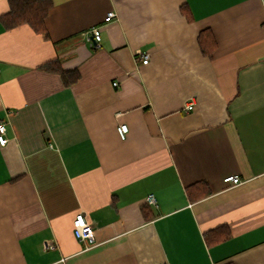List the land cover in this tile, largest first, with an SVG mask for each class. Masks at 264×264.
Instances as JSON below:
<instances>
[{"label":"crops","instance_id":"0c3cea01","mask_svg":"<svg viewBox=\"0 0 264 264\" xmlns=\"http://www.w3.org/2000/svg\"><path fill=\"white\" fill-rule=\"evenodd\" d=\"M51 3L45 37L0 0V264H264V0Z\"/></svg>","mask_w":264,"mask_h":264},{"label":"trees","instance_id":"16d2710c","mask_svg":"<svg viewBox=\"0 0 264 264\" xmlns=\"http://www.w3.org/2000/svg\"><path fill=\"white\" fill-rule=\"evenodd\" d=\"M8 4L9 11L1 17L5 27L11 28L22 23H27L36 32L43 33L45 37L47 36L45 18L52 5L51 0H8ZM198 45L204 55L212 57L215 41L209 30L200 32ZM49 67L59 73L66 84L77 79L78 75L76 71H64L58 62L50 63Z\"/></svg>","mask_w":264,"mask_h":264},{"label":"built area","instance_id":"2783aa9c","mask_svg":"<svg viewBox=\"0 0 264 264\" xmlns=\"http://www.w3.org/2000/svg\"><path fill=\"white\" fill-rule=\"evenodd\" d=\"M116 17V13L114 11H108L104 16V21L108 22ZM85 37L87 40L91 42V45L98 46L99 41L101 40V32L99 27H93L89 31L85 32ZM92 40V41H91ZM140 60L142 63H147L149 60V54L146 52H142L139 54ZM116 84V82L114 83ZM193 100L190 99L188 102L184 105L183 109L185 111L190 110L193 107ZM6 124L7 122L0 120V145H4L8 138L6 137ZM117 133L121 139L126 138V134L128 131V127L125 123H118L116 126ZM223 181L225 183L233 182L237 183L239 182V177L237 175H231L226 176ZM145 203L149 206H155L156 205V198L153 194H148L145 198ZM73 233L75 237L79 240L86 241L87 243H93L94 237H93V227L91 223L88 221L86 215L84 212L80 211L75 214L73 221ZM54 246L53 243H46L45 248H52ZM158 264H168L166 262H160Z\"/></svg>","mask_w":264,"mask_h":264}]
</instances>
